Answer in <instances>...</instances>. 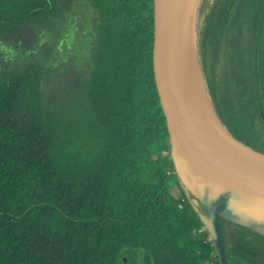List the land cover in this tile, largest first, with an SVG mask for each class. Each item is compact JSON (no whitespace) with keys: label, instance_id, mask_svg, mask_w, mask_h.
<instances>
[{"label":"trees","instance_id":"obj_1","mask_svg":"<svg viewBox=\"0 0 264 264\" xmlns=\"http://www.w3.org/2000/svg\"><path fill=\"white\" fill-rule=\"evenodd\" d=\"M81 2L95 33L77 101L46 105L40 64L0 73V264H119L129 245L142 251L131 264H221L201 189L169 160L151 0H0V35ZM196 42L217 116L264 144V0H201ZM231 212L225 229L219 215L229 264H264V232Z\"/></svg>","mask_w":264,"mask_h":264},{"label":"water","instance_id":"obj_2","mask_svg":"<svg viewBox=\"0 0 264 264\" xmlns=\"http://www.w3.org/2000/svg\"><path fill=\"white\" fill-rule=\"evenodd\" d=\"M189 0H151L149 62L171 141L183 176L201 189L200 216L215 239L221 264H229L219 215L264 232V144L235 136L204 102L188 73L183 33ZM184 176V177H185ZM226 207L221 211L219 202ZM254 224V225H253Z\"/></svg>","mask_w":264,"mask_h":264},{"label":"rangeland","instance_id":"obj_3","mask_svg":"<svg viewBox=\"0 0 264 264\" xmlns=\"http://www.w3.org/2000/svg\"><path fill=\"white\" fill-rule=\"evenodd\" d=\"M200 3L201 0L195 1L194 10L197 13L200 11ZM190 8L188 6L189 11ZM83 22L84 20L73 9L71 13L65 11L61 19L54 18L51 22L29 24L0 35V73L5 71L19 72L34 63L48 68L49 71L44 74L41 80L45 104L50 105L53 110H57L59 107L57 111L63 112L64 107L69 108L74 101L80 98L92 64V47L90 44L85 41L76 48V43L80 39L76 28L81 26ZM85 28L87 29V27ZM81 34L84 35L85 32L82 31ZM194 46L195 48L198 46L196 36ZM222 63L223 59L221 58L217 69H221ZM198 66L207 91L204 69L199 56ZM71 111H74L73 108L69 111L66 110V112ZM170 157L171 165L173 164L175 171L184 179L185 177L178 169L171 152ZM219 204L220 210H225L226 207L221 200ZM198 211L203 215L207 213L202 206L199 207ZM225 219L222 220L224 229L230 226V221ZM259 224L264 226L263 221ZM124 251L125 253L119 259V264H131L132 262L129 260L134 256V253L139 256L142 254L141 250L132 245L125 247ZM137 254H135L136 259L139 258ZM146 255L145 252L144 258Z\"/></svg>","mask_w":264,"mask_h":264},{"label":"bare ground","instance_id":"obj_4","mask_svg":"<svg viewBox=\"0 0 264 264\" xmlns=\"http://www.w3.org/2000/svg\"><path fill=\"white\" fill-rule=\"evenodd\" d=\"M196 0H189V8L185 25H184V33H183V54L186 62V66L188 69V73L192 79V82L200 94L201 98L204 100L206 104L210 106V102L208 101V92L206 91V87L204 84V80L202 77V73L200 67L198 66V51L197 47L195 48V36H196V25L198 23V16L194 10Z\"/></svg>","mask_w":264,"mask_h":264},{"label":"flooded vegetation","instance_id":"obj_5","mask_svg":"<svg viewBox=\"0 0 264 264\" xmlns=\"http://www.w3.org/2000/svg\"><path fill=\"white\" fill-rule=\"evenodd\" d=\"M80 10H76V13L80 15V17L82 18V20H84L83 24L81 26H78L76 28L77 30V35L80 37L79 42L76 43V48L80 47L82 45V43H85V41H87L90 46H93V40H94V33L95 30L93 28V14L91 13L90 10H87L85 8L84 3H80ZM87 27V29L85 28ZM85 32L84 35H82L81 33ZM75 48V49H76ZM92 56V55H91Z\"/></svg>","mask_w":264,"mask_h":264},{"label":"built area","instance_id":"obj_6","mask_svg":"<svg viewBox=\"0 0 264 264\" xmlns=\"http://www.w3.org/2000/svg\"><path fill=\"white\" fill-rule=\"evenodd\" d=\"M205 228V226L204 227H202V229H204Z\"/></svg>","mask_w":264,"mask_h":264}]
</instances>
